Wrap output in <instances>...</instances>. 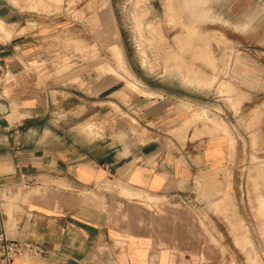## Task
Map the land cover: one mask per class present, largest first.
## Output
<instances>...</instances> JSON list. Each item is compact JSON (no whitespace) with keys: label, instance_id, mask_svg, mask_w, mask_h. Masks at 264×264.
<instances>
[{"label":"crops","instance_id":"0c3cea01","mask_svg":"<svg viewBox=\"0 0 264 264\" xmlns=\"http://www.w3.org/2000/svg\"><path fill=\"white\" fill-rule=\"evenodd\" d=\"M254 2L214 4L221 17L260 18L252 10ZM0 19L5 28L0 30V64L11 74L9 82L0 83V232L43 248L8 263L0 259V264H188L196 257L199 264H241L229 252L220 261V250L208 249L200 239L188 241L182 229L166 241L149 233H124L111 226L104 210L78 198L102 181L119 180L136 191L187 199L199 182L204 198L191 196L193 204L207 205L227 184L226 171L219 168L229 152L223 136L208 135L209 125L191 122V108H202L205 95L147 83L145 93L133 92L124 81L98 75L87 63L63 74L45 59L56 46L44 37L50 40L61 28L59 16L30 17L0 0ZM245 58L237 57L232 67L237 74L246 67L245 81H255L262 73L250 67L262 63ZM198 77L202 75H187L182 83ZM110 101L135 118L137 132L121 122L117 129L111 126ZM95 114L102 116L98 135L84 125ZM63 183L70 184L69 191ZM39 188L47 192L32 193ZM5 194L16 197V209L7 206Z\"/></svg>","mask_w":264,"mask_h":264},{"label":"rangeland","instance_id":"374dc122","mask_svg":"<svg viewBox=\"0 0 264 264\" xmlns=\"http://www.w3.org/2000/svg\"><path fill=\"white\" fill-rule=\"evenodd\" d=\"M9 1L30 17L59 16L61 28L50 40L44 37L56 46L45 59H51L57 71L65 74L77 63H87L98 75L124 81L133 92L145 93V83L192 96L201 92L205 105L191 108V122L209 125L208 135H221L228 142V160L219 168L226 171L227 184L199 208L191 198H204L199 182L187 199L136 191L119 180L102 181L94 190H82L78 198L104 210L111 226L124 233H149L166 241L182 229L188 241L200 239L208 249L220 250V261L229 252L241 264H264V0L253 4L254 15L260 17L255 19L221 17L215 0L207 5L210 11L202 5L196 11L192 0ZM227 13L224 10L223 15ZM245 56L262 63L250 67L262 73L255 81H245L246 67H240L238 74L232 67L233 60ZM195 73L202 77L182 83ZM204 77L207 80L202 81ZM107 104L112 111L107 121L114 129L121 122L137 132L134 117L114 101ZM84 125L98 135L102 116L95 114ZM62 186L69 191L70 184ZM45 192L39 188L32 193ZM5 199L9 208L16 201V197ZM188 264L199 260L193 258Z\"/></svg>","mask_w":264,"mask_h":264},{"label":"built area","instance_id":"2783aa9c","mask_svg":"<svg viewBox=\"0 0 264 264\" xmlns=\"http://www.w3.org/2000/svg\"><path fill=\"white\" fill-rule=\"evenodd\" d=\"M11 74L5 64H0V83L9 82ZM5 198V197H4ZM29 251L42 252V246L37 242L11 239L4 232H0V259L10 262L15 257L22 256Z\"/></svg>","mask_w":264,"mask_h":264},{"label":"bare ground","instance_id":"6f19581e","mask_svg":"<svg viewBox=\"0 0 264 264\" xmlns=\"http://www.w3.org/2000/svg\"><path fill=\"white\" fill-rule=\"evenodd\" d=\"M183 1V0H182ZM189 1V0H188ZM187 1V2H188ZM193 2L192 3H194V8H196L195 10L197 11L198 9H200V5H202V8L203 9H206V8H208V10L210 11L211 10V8H209L207 5H209V3H210V0H192ZM184 2V1H183ZM186 2V1H185ZM182 4V3H181ZM186 5V4H185ZM191 5V4H190ZM182 6V5H181ZM183 10V9H182ZM192 10H194V9H192ZM184 11V10H183ZM190 13V12H189ZM191 13H192V11H191ZM194 13V12H193ZM200 13H202V12H200ZM195 14H196V12H195ZM194 14V15H195ZM198 14V13H197ZM189 15V14H188ZM206 15V14H205ZM193 16V15H192ZM230 22V21H229ZM0 28L1 29H5L4 27H3V22H2V20L0 19ZM10 31V30H9ZM7 34H8V32H7ZM11 34V33H10ZM9 34V35H10ZM8 36V35H7ZM142 59H144V58H142ZM143 61V60H142ZM5 197H6V194L4 195Z\"/></svg>","mask_w":264,"mask_h":264}]
</instances>
